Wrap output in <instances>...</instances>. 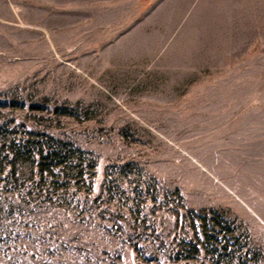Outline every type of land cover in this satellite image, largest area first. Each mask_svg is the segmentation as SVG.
<instances>
[{
  "label": "rangeland",
  "instance_id": "rangeland-1",
  "mask_svg": "<svg viewBox=\"0 0 264 264\" xmlns=\"http://www.w3.org/2000/svg\"><path fill=\"white\" fill-rule=\"evenodd\" d=\"M0 264H264V0H0Z\"/></svg>",
  "mask_w": 264,
  "mask_h": 264
},
{
  "label": "trees",
  "instance_id": "trees-1",
  "mask_svg": "<svg viewBox=\"0 0 264 264\" xmlns=\"http://www.w3.org/2000/svg\"><path fill=\"white\" fill-rule=\"evenodd\" d=\"M10 104L3 103V106ZM28 135L29 137L23 139L24 142L10 140L13 146L7 152L6 162L9 164L22 160L30 162L32 173L44 182L70 181L81 178L85 170H93L94 159L72 143L48 134L41 135L39 139H36L34 132H29Z\"/></svg>",
  "mask_w": 264,
  "mask_h": 264
}]
</instances>
